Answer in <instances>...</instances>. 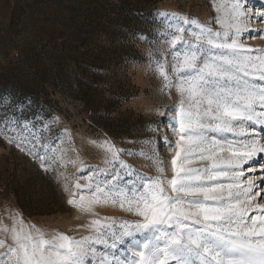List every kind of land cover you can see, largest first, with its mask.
<instances>
[{"label":"snow or ice","instance_id":"6c2138e0","mask_svg":"<svg viewBox=\"0 0 264 264\" xmlns=\"http://www.w3.org/2000/svg\"><path fill=\"white\" fill-rule=\"evenodd\" d=\"M230 3L228 11L223 0L216 6L223 12L215 20L219 30L179 13L156 14L172 67L157 59L149 70L163 81L162 91L175 88L180 96L171 178L159 157L142 153L153 160L155 177L138 174L141 183L124 187L109 184L107 177L103 182L89 177V195L69 200L88 213L96 205L118 203L142 219L125 221L118 231L92 220L94 235L80 240L62 233L49 238L21 221L11 229L13 246L0 253V264H264V205L253 203L258 185L242 181L239 171L264 153V49L241 42L250 30L247 22L264 21V13L250 16L246 0ZM4 126L21 127L11 119ZM210 133L222 134L221 140ZM223 134L240 139L229 141ZM28 135L38 142L35 132ZM100 147L119 159L121 150L114 145ZM225 152L229 155L221 161L219 154ZM193 157L211 166L194 169L189 166ZM120 165L128 167L123 161ZM221 178L230 182L219 183ZM253 211L257 214L250 215Z\"/></svg>","mask_w":264,"mask_h":264},{"label":"rangeland","instance_id":"374dc122","mask_svg":"<svg viewBox=\"0 0 264 264\" xmlns=\"http://www.w3.org/2000/svg\"><path fill=\"white\" fill-rule=\"evenodd\" d=\"M46 1L48 0H0V70L14 64L18 65L22 55H29L30 49H37L40 46L39 35L37 38L36 34H39L37 27L44 20L43 13L39 11L42 16L37 14L35 21H30V8L31 10L44 8ZM219 3L220 0H160L157 3L151 31L147 35H137L138 42L133 41L140 51L139 58L125 63L126 71L136 87V96L125 104L124 109L132 111L136 119L142 117L140 127L132 129L133 138L124 137L116 140L106 133H93L88 129L87 122H83L78 110L65 102H61V112L55 111L53 117L43 120L42 124L36 123L35 120H22L5 115L0 103V154L9 155L13 151H20L35 159L43 170L54 175L64 194L63 202L69 210L67 213L52 216L29 217L23 213L13 195L0 196V242L3 243L0 253L13 246L11 229L13 227L18 229L21 221L26 228L34 226L49 238L62 233L80 240L94 235L96 230L89 227L92 220L112 225V230L118 231L123 222H138L142 219L121 209L118 203L99 204L94 207L93 212L88 213L69 204V200L79 202L81 195H89L87 191L89 177L98 182H103L107 177L109 184L115 183L122 187L132 185L133 181L136 184L141 183L138 174L148 178L155 177L157 172L152 166L153 160L143 154H154L159 157L167 169L168 178H171V159L175 154V142L178 138L176 132L180 96L175 88L162 91L163 81L149 70L150 62L157 59L167 61L165 66L168 69L172 67L169 57L170 45L160 35L164 28L157 22L156 14L179 13L196 18L214 30H219L220 25L215 23L217 17L223 15V12L217 11L216 6ZM230 7V0H223L224 10L228 11ZM244 8L250 16H258L264 13V0H246ZM247 23L250 30L244 33L241 42L254 50L264 49V35L255 31H264V21L251 19ZM34 52L31 54L36 55L30 56L32 66L37 67L38 64L34 62L38 60V53ZM5 119L19 122L20 129L17 130L15 127L6 129ZM174 124L177 128L173 127ZM29 132H35L38 142L28 135ZM210 135H214L217 140L222 138V134L219 133ZM223 135H226L229 141L240 139L231 134ZM261 142L264 143V139ZM105 143L121 150L118 160L113 159L100 147ZM169 144L172 145L171 148ZM228 155L226 152L220 153V160H226ZM41 156L44 159H41ZM120 161L128 167L122 168ZM189 166L204 169L211 166V161L193 157ZM239 171H243L242 181L247 182L251 179L258 185L253 195L256 192H259V195H256L253 203L264 205V153H259L249 160ZM112 177L117 179L113 181ZM218 182L227 184L230 181L221 178ZM77 184L81 186L79 189L76 187ZM92 187L94 188L95 184ZM256 214L257 211H253L250 215Z\"/></svg>","mask_w":264,"mask_h":264},{"label":"trees","instance_id":"16d2710c","mask_svg":"<svg viewBox=\"0 0 264 264\" xmlns=\"http://www.w3.org/2000/svg\"><path fill=\"white\" fill-rule=\"evenodd\" d=\"M159 1L48 0L44 8H30V21L43 13L36 34L41 44L22 55L18 65L0 70L2 111L42 124L65 102L93 133L133 138L142 117L124 109L136 96L125 63L139 58L133 41L151 31ZM6 195H13L29 217L69 212L54 175L20 151L0 154V196Z\"/></svg>","mask_w":264,"mask_h":264}]
</instances>
